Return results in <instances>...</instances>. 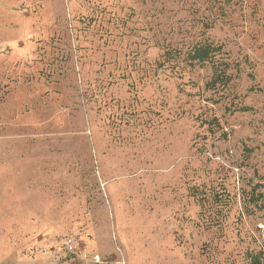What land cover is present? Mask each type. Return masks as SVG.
<instances>
[{"label": "rangeland", "instance_id": "374dc122", "mask_svg": "<svg viewBox=\"0 0 264 264\" xmlns=\"http://www.w3.org/2000/svg\"><path fill=\"white\" fill-rule=\"evenodd\" d=\"M0 264H264V0H0Z\"/></svg>", "mask_w": 264, "mask_h": 264}, {"label": "trees", "instance_id": "16d2710c", "mask_svg": "<svg viewBox=\"0 0 264 264\" xmlns=\"http://www.w3.org/2000/svg\"><path fill=\"white\" fill-rule=\"evenodd\" d=\"M222 52V47L216 46L211 42L198 44L193 46V48L190 50L187 56V60L190 64H204L207 61L215 59L218 53ZM221 65L226 66V63H223V61L219 62ZM225 70L220 71L221 76L216 77V79H213V83L217 82V79L220 80L222 77H224ZM260 263V262H259Z\"/></svg>", "mask_w": 264, "mask_h": 264}, {"label": "built area", "instance_id": "2783aa9c", "mask_svg": "<svg viewBox=\"0 0 264 264\" xmlns=\"http://www.w3.org/2000/svg\"><path fill=\"white\" fill-rule=\"evenodd\" d=\"M65 251L72 256H77L80 259L90 261L93 257L91 254L87 253L85 250L81 249L80 242L76 241L74 237H69L64 241Z\"/></svg>", "mask_w": 264, "mask_h": 264}]
</instances>
